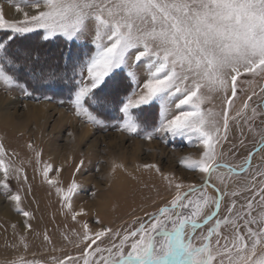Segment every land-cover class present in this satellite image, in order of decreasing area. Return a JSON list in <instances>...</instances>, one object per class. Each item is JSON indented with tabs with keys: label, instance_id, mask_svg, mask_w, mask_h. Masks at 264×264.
Returning a JSON list of instances; mask_svg holds the SVG:
<instances>
[{
	"label": "snow or ice",
	"instance_id": "6c2138e0",
	"mask_svg": "<svg viewBox=\"0 0 264 264\" xmlns=\"http://www.w3.org/2000/svg\"><path fill=\"white\" fill-rule=\"evenodd\" d=\"M8 3L19 15L9 21L0 7V89L67 105L100 131L179 141L198 154L180 159L187 181L138 164L135 172L154 173L159 183H143L147 191L121 223H90L88 210L74 205L77 181L63 187L62 169L28 143L35 175L78 225L58 245L36 231L23 206L32 191L23 161L0 143V199L23 217L7 245L17 255L3 264H264V0ZM214 99L218 107H206ZM83 166L81 159L76 171ZM118 171L138 180L114 160L110 176ZM33 233L61 254L44 261L19 254Z\"/></svg>",
	"mask_w": 264,
	"mask_h": 264
},
{
	"label": "rangeland",
	"instance_id": "374dc122",
	"mask_svg": "<svg viewBox=\"0 0 264 264\" xmlns=\"http://www.w3.org/2000/svg\"><path fill=\"white\" fill-rule=\"evenodd\" d=\"M0 7L9 21L19 15L8 0H0ZM58 52V46L52 45L48 54L56 57ZM218 104L214 99L206 107H218ZM0 143L9 152L18 153L15 157L18 164L23 161L32 187L23 206L34 213L32 223L36 231L43 233L47 230L58 245L62 243V233L78 225H74L70 217L60 214L55 191L50 190L41 182V177L35 175L34 159L31 164L28 163L32 158V153L26 147L28 143L42 150L43 161L62 169L60 178L63 187L66 188L73 179L77 181L80 189L74 197V205L77 208L84 206L88 210L90 223L97 218L106 224L121 223V218L128 217L132 209L138 206L139 192L147 191L143 189V183H159L154 173L135 172L138 164L155 163L162 171L174 173L187 181L192 177L182 168L180 159L198 154V149L179 141L168 145L159 141L149 143L130 139L115 130L100 131L73 116L67 105L36 103L17 92L9 93L3 89H0ZM81 159L84 160V166L77 172L76 165ZM114 160L135 172L138 180L119 171L114 177L110 176ZM93 192L96 193L95 197L91 195ZM22 220L23 217L0 199V264L17 255L7 245L15 242L11 225L17 223L19 226ZM29 239L33 241L32 247L27 253H23L22 249L19 253L28 259L44 261L52 255L61 254L53 253L50 247L45 248L40 240L35 239V233Z\"/></svg>",
	"mask_w": 264,
	"mask_h": 264
},
{
	"label": "bare ground",
	"instance_id": "6f19581e",
	"mask_svg": "<svg viewBox=\"0 0 264 264\" xmlns=\"http://www.w3.org/2000/svg\"><path fill=\"white\" fill-rule=\"evenodd\" d=\"M101 207V206H100ZM102 209V208H101Z\"/></svg>",
	"mask_w": 264,
	"mask_h": 264
}]
</instances>
